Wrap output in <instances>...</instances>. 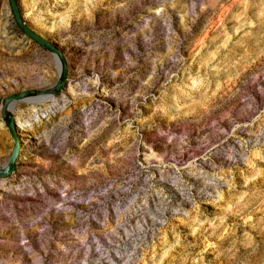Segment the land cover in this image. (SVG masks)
<instances>
[{
    "label": "rangeland",
    "instance_id": "1",
    "mask_svg": "<svg viewBox=\"0 0 264 264\" xmlns=\"http://www.w3.org/2000/svg\"><path fill=\"white\" fill-rule=\"evenodd\" d=\"M15 3L19 18L0 0V167L3 109L18 141L0 264H94L114 226L131 264H264V0Z\"/></svg>",
    "mask_w": 264,
    "mask_h": 264
},
{
    "label": "water",
    "instance_id": "2",
    "mask_svg": "<svg viewBox=\"0 0 264 264\" xmlns=\"http://www.w3.org/2000/svg\"><path fill=\"white\" fill-rule=\"evenodd\" d=\"M10 11H11L12 15L14 16V18H19L15 0H10ZM22 28L25 31V33L31 39H33L37 43L41 44L42 46H45L48 49L53 50L58 55V57L62 59L61 54H60V52L58 50H56L53 47L49 46L48 43L45 40H43L41 37H39L35 33L27 30L25 27H22ZM62 82L63 81L61 79L60 82L54 87V91H57V89L61 86ZM12 97L16 98V97H20V95H16V96H12ZM12 103H13V100L10 99V98H5L2 101V104H3L4 107L7 106L8 104H12ZM3 112H4V115H5L6 125L8 126V129H9V131H10L12 137H13L12 149H11V151H10L6 161H5V163L0 167V177H7L9 175V173H11V171H13V169L15 167L14 164H13V161H14L15 156L17 154L18 141H17V138H16V136H15V134L13 132V124H12V120H11V116H10L9 111L3 109Z\"/></svg>",
    "mask_w": 264,
    "mask_h": 264
},
{
    "label": "built area",
    "instance_id": "3",
    "mask_svg": "<svg viewBox=\"0 0 264 264\" xmlns=\"http://www.w3.org/2000/svg\"><path fill=\"white\" fill-rule=\"evenodd\" d=\"M164 223V216H158L153 222L154 226H160ZM113 241L108 243V247L111 251H106L101 260L96 259L94 264H131L136 255V248L124 247L125 244L115 243V226L112 230ZM141 242V241H140Z\"/></svg>",
    "mask_w": 264,
    "mask_h": 264
},
{
    "label": "bare ground",
    "instance_id": "4",
    "mask_svg": "<svg viewBox=\"0 0 264 264\" xmlns=\"http://www.w3.org/2000/svg\"><path fill=\"white\" fill-rule=\"evenodd\" d=\"M60 63V62H59ZM65 63V62H64ZM61 67V66H60ZM60 69V68H59ZM65 70V72L68 74L69 73V69L67 67H65L63 69V71ZM66 75V74H65ZM65 78V77H64ZM76 78V77H75ZM75 78L72 76V77H69V79H67V75H66V79L68 81V83H71L72 81H75ZM56 81V80H55ZM54 85H51L50 87L48 88H45V89H36L32 92L30 91H25L24 93H20L19 95H24L22 96L21 98H19V101L23 100H29V99H34L36 97H38L39 99H42L43 97H48V96H52L53 95V92H54ZM70 88V87H69ZM31 93V94H30ZM18 101V100H16ZM43 115V114H42ZM38 116L36 115L35 118H37ZM26 123H28L27 121H22V122H16V126H17V131H24L26 129ZM24 144H28L27 142H24ZM28 147V146H26Z\"/></svg>",
    "mask_w": 264,
    "mask_h": 264
}]
</instances>
